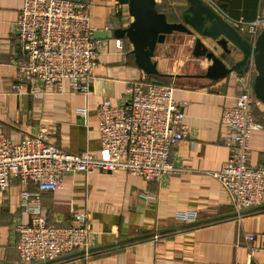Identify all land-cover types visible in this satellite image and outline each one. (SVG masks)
<instances>
[{
    "label": "crops",
    "instance_id": "1",
    "mask_svg": "<svg viewBox=\"0 0 264 264\" xmlns=\"http://www.w3.org/2000/svg\"><path fill=\"white\" fill-rule=\"evenodd\" d=\"M89 1L90 24L95 30H105L108 23L114 25L112 30L126 27L132 20L127 6L116 0ZM212 1L231 17L252 20L264 14V0ZM22 3L0 0L1 134L15 141L43 125L50 130L53 143L68 151L97 155L98 105L104 98L123 102L129 92L126 81L144 77L173 86V98L180 104L187 126V135L169 152L176 171L158 181L123 170L91 168L86 173L67 174L61 187L44 191L42 213L48 223L66 225L73 214H88L90 247L94 249L33 264H264V208L237 214L212 174L231 152L221 141L223 108L234 105L253 77L241 69L217 80L202 77L209 62L196 58L200 68H195V60L186 62L183 49L187 39L181 43L184 33L175 32L156 45L152 59L160 76L153 78L136 67L125 37L106 36L98 44V64L87 95L49 91L32 97L25 89L17 92L12 88L15 62L21 58L14 33ZM185 4V0H156L169 20L178 19ZM234 54L235 60L242 58L239 51ZM38 86L37 82L33 88ZM253 115L260 127L250 134V163L264 166L262 103L253 104ZM20 189L13 181L0 205V264H15L18 251L13 225L28 222L19 209Z\"/></svg>",
    "mask_w": 264,
    "mask_h": 264
},
{
    "label": "built area",
    "instance_id": "2",
    "mask_svg": "<svg viewBox=\"0 0 264 264\" xmlns=\"http://www.w3.org/2000/svg\"><path fill=\"white\" fill-rule=\"evenodd\" d=\"M202 1L254 44L264 27V14L252 20L231 17L212 0ZM89 7V0H23L14 33L21 54L15 62V91L25 89L32 97L49 91L87 95L98 64L100 41L93 36ZM113 28L111 23L104 27L106 31ZM246 65L245 73L253 77L252 57ZM126 86L129 92L123 102L104 98L97 107V155L68 151L53 143L50 130L43 125L15 141L0 133V205L16 181L21 188L20 212L28 216L27 223L13 225L18 251L15 264L46 263L78 250L88 254L92 244L86 212L73 214L72 222L66 225L50 224L42 213V193L61 187L65 175L97 168L104 172L123 170L158 181L176 171L169 152L187 135V126L180 104L173 98V86L146 77L127 80ZM255 102L260 101L253 94L252 83H246L234 105L223 108L220 118L224 126L221 141L231 152L212 174L237 214L264 204V166L252 165L249 155L251 131L260 127L253 115Z\"/></svg>",
    "mask_w": 264,
    "mask_h": 264
},
{
    "label": "water",
    "instance_id": "3",
    "mask_svg": "<svg viewBox=\"0 0 264 264\" xmlns=\"http://www.w3.org/2000/svg\"><path fill=\"white\" fill-rule=\"evenodd\" d=\"M125 4L131 22L122 28L111 31L95 30V39L106 36L125 37L132 46L133 60L137 68L148 75L160 74L156 62L152 59L158 43L165 36L175 32L194 36L191 53L195 58L203 57L209 62L202 77L217 80L232 71L247 70V58L252 57L255 74L252 91L255 98L264 105V27L251 45L238 31L202 0H185L184 9L178 19L169 20L166 14L157 8L156 0H116ZM208 40L211 46L203 42ZM220 52H217V51ZM239 51L242 58L235 60L234 53ZM264 208V204L247 208L243 212ZM94 249L89 247L87 251ZM84 252L78 250L61 255L55 259L71 257ZM53 259V260H55ZM52 261V260H50Z\"/></svg>",
    "mask_w": 264,
    "mask_h": 264
},
{
    "label": "rangeland",
    "instance_id": "4",
    "mask_svg": "<svg viewBox=\"0 0 264 264\" xmlns=\"http://www.w3.org/2000/svg\"><path fill=\"white\" fill-rule=\"evenodd\" d=\"M179 13V12H178ZM180 15V14H179ZM178 15V16H179ZM193 37V40H194V33L192 34V35H189V34H186V33H184V35H182V39L180 40L181 41V43H183V42H185V40L184 39H187L186 40V43H185V45H184V49H183V52H184V54H185V56H187V58L185 57V61L186 60H188V62L189 63H192V60H195V62H196V66H195V68H200V61L199 60H197L193 55H192V53H191V49H192V44H193V42H190L191 41V38ZM206 43L209 45V46H211V43L208 41V40H206ZM183 59H184V57H183ZM187 62V61H186Z\"/></svg>",
    "mask_w": 264,
    "mask_h": 264
},
{
    "label": "trees",
    "instance_id": "5",
    "mask_svg": "<svg viewBox=\"0 0 264 264\" xmlns=\"http://www.w3.org/2000/svg\"><path fill=\"white\" fill-rule=\"evenodd\" d=\"M149 76H151L153 78H158L160 76V74H158V75H149Z\"/></svg>",
    "mask_w": 264,
    "mask_h": 264
}]
</instances>
